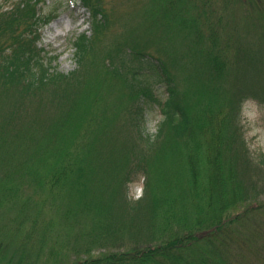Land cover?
I'll return each instance as SVG.
<instances>
[{"label": "rangeland", "instance_id": "374dc122", "mask_svg": "<svg viewBox=\"0 0 264 264\" xmlns=\"http://www.w3.org/2000/svg\"><path fill=\"white\" fill-rule=\"evenodd\" d=\"M17 1L0 0V4L10 6ZM45 1L42 10L57 9V16L43 28L39 47L55 70L69 74L77 69L73 42L83 33L92 34L90 12L79 0ZM263 11L245 0H112L107 8L111 26L104 35L101 59L92 77L86 78L77 117L65 128L53 126L46 138L33 131L38 127L28 129L25 123L0 133L3 256L24 258L27 264H73L160 241V227L128 228L129 219L107 213V188L112 179L92 164L103 145L104 132L114 124L122 126L121 117L130 102L124 82L113 77L103 63L116 48L125 46L160 57L173 73L204 135L201 180L208 170V140L216 135L224 144L223 180L238 188L235 195L239 198L247 194L230 210L239 218L228 231L237 237L229 239L235 248L228 252L212 243L206 230H195L187 245L201 248L204 258L212 257L218 263L234 257L237 264H264V170L254 166L264 153ZM156 93L160 96L164 90L157 88ZM161 120L158 109L148 111L146 133L152 138ZM157 162L153 156L149 178L111 185L118 182L114 188L134 204L146 197V189L148 197L171 202L185 197L182 185L183 180H190L189 167L185 166L186 172L172 157L166 167ZM165 181L172 182L170 188ZM178 181L181 186L173 187ZM187 197L185 208L191 217L212 211L202 209L210 198L205 188L189 190ZM160 206L155 214L159 226L164 223ZM147 215L151 218L154 213ZM187 254L198 255V250L188 248Z\"/></svg>", "mask_w": 264, "mask_h": 264}, {"label": "trees", "instance_id": "16d2710c", "mask_svg": "<svg viewBox=\"0 0 264 264\" xmlns=\"http://www.w3.org/2000/svg\"><path fill=\"white\" fill-rule=\"evenodd\" d=\"M79 1L90 12L92 34L83 33L73 42L77 69L69 74L55 70L45 60V51L39 47L42 30L57 16V9L43 11L45 0H18L10 6L8 3L0 4V133L11 132L10 127L25 123L29 125L28 129L38 127L33 131L49 136L53 126L65 128L70 119L77 117V105L86 78L92 77L95 64L102 56L104 35L106 37V30L111 26L107 8L112 3V0ZM124 1L127 0H119ZM245 1L254 9L262 7L264 10V0ZM103 63L113 77L124 82L130 98L121 117L122 126L114 124L104 132L103 145L92 162L95 168L101 167V171L112 179L107 188L106 211L109 215L129 219L128 228L153 225L155 230L160 227L161 237L158 244L153 246L137 247L73 264H237V261H233L234 257L226 262L219 260V263L212 257L204 258L205 251L187 245L194 237L195 230H206L210 231L206 238L212 243L214 240L228 252L236 247L233 246L234 241L229 239L237 240V237L231 236L228 231L232 222H238L239 218H236L238 215L233 216L230 210L247 194L239 198L235 195L238 188L230 183L228 186L223 180V142L216 135L208 140V170H205L206 179L201 180V136L204 135L188 104L182 99L176 79L164 60L121 46ZM157 88L163 89L164 93L159 96ZM154 108L161 112L162 120L157 134L152 138L146 133V124L148 111ZM28 131L22 130L21 133ZM153 156L164 167L170 164V157L172 161H178L175 164L182 165L185 171L189 167L190 180H183L182 185L185 197L175 198L171 202L165 197V200L155 195L148 197L146 189V197L142 200L144 204H141L142 201L130 203L114 187L119 181L122 186L124 182L128 185L140 177L149 178ZM255 163L257 171L264 170V153L258 155ZM113 181L118 182L111 185ZM180 182L172 184L173 187H180ZM171 183L167 182V189ZM200 187L205 188L210 197L202 209L212 211L206 215L196 212L194 215L198 217L193 218L185 208V201L190 200L187 197L189 190L193 193ZM159 205L164 215V223L160 226L155 220ZM150 211L154 213L151 218L147 215ZM184 233L189 235L184 236ZM198 239L194 238L196 241ZM4 248L3 245L0 248V264H27L24 258L6 259L3 256ZM188 248L198 250V255L187 254Z\"/></svg>", "mask_w": 264, "mask_h": 264}]
</instances>
